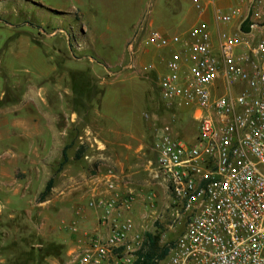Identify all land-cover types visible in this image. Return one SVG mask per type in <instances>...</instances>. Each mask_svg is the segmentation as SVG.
Returning a JSON list of instances; mask_svg holds the SVG:
<instances>
[{
  "label": "rangeland",
  "instance_id": "374dc122",
  "mask_svg": "<svg viewBox=\"0 0 264 264\" xmlns=\"http://www.w3.org/2000/svg\"><path fill=\"white\" fill-rule=\"evenodd\" d=\"M164 2L0 0V113L22 109V115H29L22 108V94L29 85L33 87L30 109L39 116L45 111L44 118L53 120V110L44 106L41 94H49L53 103V93L58 92L61 99L67 96L65 111L58 115L61 127L66 128V145L74 141L61 173H57L56 158L50 161L55 165L53 172L35 177L26 200L31 211L0 220L3 257L11 260L31 247L37 249L42 239L45 245L60 248L59 257L47 258L45 264H69L68 252L77 246L76 237L90 233L81 230L78 220L89 211L97 213L89 203L94 191L106 192L104 179L109 170L119 178L118 193L134 197L126 214L134 219L144 250H148L147 234L162 238L170 232L171 201L156 173V133L168 125L177 138L191 143L198 127L185 109H168L162 101L158 73L145 71L158 61H148L138 49L133 57L128 51L134 32L146 28L154 19L151 11ZM69 93L81 102L68 99ZM71 108L78 110L76 126L70 124ZM80 149L84 154L78 160ZM3 150L0 145V155L10 156ZM16 176L18 181L25 177L21 172ZM51 179L53 190L40 203Z\"/></svg>",
  "mask_w": 264,
  "mask_h": 264
},
{
  "label": "built area",
  "instance_id": "2783aa9c",
  "mask_svg": "<svg viewBox=\"0 0 264 264\" xmlns=\"http://www.w3.org/2000/svg\"><path fill=\"white\" fill-rule=\"evenodd\" d=\"M237 19H249L250 32L221 31L218 53L209 31L168 37L155 29L145 41L170 50L158 61L166 69L159 78L162 101L168 109L191 111L198 127L192 144L168 125L156 133V173L171 201L170 232L160 239L169 252L156 264H264V0H241L215 12L219 26ZM144 32L141 27L129 44L132 57ZM155 70L156 64L145 68ZM219 82L224 94L217 97ZM118 182L109 170L106 192L94 191L89 207L105 234H87V245L69 264L144 261V241L126 214L134 197L120 195Z\"/></svg>",
  "mask_w": 264,
  "mask_h": 264
},
{
  "label": "crops",
  "instance_id": "0c3cea01",
  "mask_svg": "<svg viewBox=\"0 0 264 264\" xmlns=\"http://www.w3.org/2000/svg\"><path fill=\"white\" fill-rule=\"evenodd\" d=\"M169 1V3H168ZM202 11L197 10L193 0H166L165 5H158L157 10H152L151 15L154 19H150L149 25L145 28V32L142 34V44H139L138 50L148 61H159L162 57H169L170 50L158 51L153 46H146L150 31L159 30L164 35L172 37L175 35H181L187 37L190 31H209L211 33L212 44L218 53L219 34L221 31L233 33L235 31H242V25L245 19H237L232 25L219 26L215 22L216 10L227 11L230 8L240 6L241 0H198ZM185 5V6H184ZM247 9L243 8L244 14ZM165 17L163 21L160 17ZM159 19V20H158ZM161 20V21H160ZM168 21V22H167ZM140 26V25H139ZM111 31L110 27H108ZM107 29V30H108ZM141 28L137 29L131 38V42L139 34ZM132 34V31H131ZM131 35L123 36L124 41L129 40ZM129 41V42H130ZM93 61L92 58L89 59ZM105 71V68L99 66ZM159 78L166 73V69L163 65L156 64L155 70ZM101 72V71H100ZM32 86H29L24 90L22 105L29 115H22L23 110L13 109L4 110L0 113V145H4V151L9 152L10 156H4V153L0 155V220L8 217L11 220L15 215L17 216L23 212H30L31 209L29 202H27V192L32 190L35 177L41 178L50 170L53 172L55 165L50 162L59 159L57 166L61 161V157H58V153L62 152L66 147V128L61 127L58 115L64 112L65 98L61 99L60 93H53L55 99L53 103L48 100L49 94H41L42 102L44 106L53 110V120H48V117L44 118V112L41 116L34 114L29 102L32 97ZM55 92V91H54ZM224 94V86L222 82L217 85L214 96L220 97ZM67 95V94H65ZM72 95V97H70ZM105 95V94H104ZM104 95L100 96V102L103 101ZM76 100L78 98L75 93L68 95V99ZM81 100H79V103ZM87 102H84L86 105ZM102 103V102H101ZM83 105V104H82ZM101 105V104H100ZM31 108V109H30ZM186 114L192 117V113L189 110H185ZM71 118L70 124L77 125L78 110L75 108L70 109ZM43 116V117H42ZM69 126V125H68ZM192 144L193 142H187ZM195 141V139H194ZM130 142V141H129ZM130 144V143H129ZM127 146V145H126ZM61 154V156H62ZM58 168V167H57ZM21 172L25 177L22 181H18L17 173ZM27 202V203H25ZM81 217L79 225L81 230L90 232L91 236H103L105 230L99 225L98 213L95 211H89L84 213ZM131 215V213H130ZM15 218V217H14ZM133 219V218H132ZM134 220V219H133ZM135 222V221H134ZM135 230L137 231L136 225ZM85 234V236H83ZM80 237H76V243L74 247L69 249L68 256L74 259V255L79 249L84 248L88 243L86 233ZM8 258L3 257L0 254V264H8Z\"/></svg>",
  "mask_w": 264,
  "mask_h": 264
},
{
  "label": "trees",
  "instance_id": "16d2710c",
  "mask_svg": "<svg viewBox=\"0 0 264 264\" xmlns=\"http://www.w3.org/2000/svg\"><path fill=\"white\" fill-rule=\"evenodd\" d=\"M249 24L250 20L248 19L242 26V32L249 33ZM160 93V89H159ZM161 97V93H160ZM79 102V100H78ZM72 143L74 141L69 140V144L66 145L63 154H62V160L58 164V170L57 173H61L65 167L69 163V155L68 151L70 150ZM84 150L80 149L79 153H77V159L80 160L83 157ZM54 187V180L51 179L47 183V186L45 188V191L41 194L39 198L40 203H44L47 201L48 197L50 196L52 190ZM160 237L159 236H153L152 234L146 235V246L148 250L144 252V261H138L137 264H156L155 260H163L167 256L169 252V248L167 246H159L160 243ZM174 240V236H169V241L172 243ZM39 242V248H30L28 252L19 253L18 255H15L14 259H9L8 264H45V260L47 258H57L60 255V248L58 246H55L54 244L45 245L42 243V239L38 240Z\"/></svg>",
  "mask_w": 264,
  "mask_h": 264
}]
</instances>
